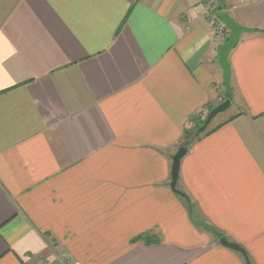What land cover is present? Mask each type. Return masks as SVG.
Segmentation results:
<instances>
[{"label":"crops","instance_id":"obj_1","mask_svg":"<svg viewBox=\"0 0 264 264\" xmlns=\"http://www.w3.org/2000/svg\"><path fill=\"white\" fill-rule=\"evenodd\" d=\"M217 2L254 31L190 214L172 157L227 94L202 0H0V264H264V0Z\"/></svg>","mask_w":264,"mask_h":264},{"label":"water","instance_id":"obj_2","mask_svg":"<svg viewBox=\"0 0 264 264\" xmlns=\"http://www.w3.org/2000/svg\"><path fill=\"white\" fill-rule=\"evenodd\" d=\"M218 18L224 22L227 27L230 30V36L228 40L223 43L219 49V61L221 63L222 69H223V81L224 85L226 87L227 94L229 95L228 98H226L223 102L215 106L207 115L204 124L199 127L193 137L189 140V143H192L199 135H201L203 132H205L213 120L221 115L222 113L226 112L230 106L232 105V100L230 96L233 93L232 89V83H231V78H232V69H231V64L229 61V55L231 51L238 45L240 42L241 36L243 33H250L253 32L254 29L250 27L243 26L239 24L228 12H219L217 14ZM189 151L188 145H182L178 151L173 155L172 157V171H171V189L182 196H187L181 189L178 188V181L180 178V171H181V164H182V159L187 155ZM220 242L222 245L237 250L241 253L244 254L247 260V264H250L249 259L247 257L245 249L237 244L230 242L227 238L222 237L220 239Z\"/></svg>","mask_w":264,"mask_h":264},{"label":"trees","instance_id":"obj_3","mask_svg":"<svg viewBox=\"0 0 264 264\" xmlns=\"http://www.w3.org/2000/svg\"><path fill=\"white\" fill-rule=\"evenodd\" d=\"M223 9H224V7L221 6V7L217 8V11H222ZM228 97H229V95L226 94L225 99L228 98ZM230 98H232V95L230 96ZM211 110H209V112ZM206 117L202 118V116L199 114V115H194V116H192L190 118V122L192 123L193 126L191 128H187L185 130L184 141L181 144V146L187 144L188 148L190 149L192 147L193 143L195 141L199 140L203 135H205V134H207L209 132H212L213 130L219 128L220 125L217 126V127H214V128L209 126V128L205 132H203L201 135H199L192 143H189V140L193 137V135L195 134L196 130L204 124ZM180 196H182V195H180ZM182 197L186 200V202H188V210H189L190 214H193L194 205L191 203V200H189V198L187 196H182Z\"/></svg>","mask_w":264,"mask_h":264},{"label":"built area","instance_id":"obj_4","mask_svg":"<svg viewBox=\"0 0 264 264\" xmlns=\"http://www.w3.org/2000/svg\"><path fill=\"white\" fill-rule=\"evenodd\" d=\"M203 6H204V12L208 14V11L210 10V6L211 3L208 0H202ZM210 16V15H209ZM211 24L213 26V42L214 44L221 46L223 43H225L226 41V36L229 33V28L227 27V25L222 22L218 16L217 17H211ZM200 115L202 117L206 116L207 113L205 110L200 112ZM190 124L192 125V123L190 122Z\"/></svg>","mask_w":264,"mask_h":264},{"label":"rangeland","instance_id":"obj_5","mask_svg":"<svg viewBox=\"0 0 264 264\" xmlns=\"http://www.w3.org/2000/svg\"><path fill=\"white\" fill-rule=\"evenodd\" d=\"M208 1L211 3L210 10L208 11V14L210 15V18L211 17H217V13L219 12V11H217V8L220 7V6L217 5V3H218L217 0H208ZM229 36H230V30H229V33L226 36V40L225 41L228 40ZM225 97H226V95L223 96V98H222L221 101H224L225 100ZM231 100H233V96H232ZM233 110H234V108H229L226 112H224L221 115H219L218 117H216L213 120V122L211 123L210 127L215 126L217 123H219L220 121H222L225 117L229 116L233 112ZM206 116H204L202 118H205ZM192 126L193 125L190 124L189 125V128H191Z\"/></svg>","mask_w":264,"mask_h":264}]
</instances>
